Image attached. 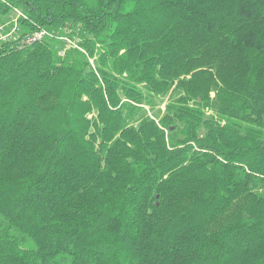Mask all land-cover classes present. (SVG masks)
I'll use <instances>...</instances> for the list:
<instances>
[{"label":"trees","instance_id":"16d2710c","mask_svg":"<svg viewBox=\"0 0 264 264\" xmlns=\"http://www.w3.org/2000/svg\"><path fill=\"white\" fill-rule=\"evenodd\" d=\"M13 7L0 264H264V0Z\"/></svg>","mask_w":264,"mask_h":264},{"label":"built area","instance_id":"2783aa9c","mask_svg":"<svg viewBox=\"0 0 264 264\" xmlns=\"http://www.w3.org/2000/svg\"><path fill=\"white\" fill-rule=\"evenodd\" d=\"M24 18H26V16L20 9L16 7L11 8L9 18L0 23V41L8 40L15 36L20 29V19ZM46 38H57L63 42V47L59 51L61 57L64 56L65 51L69 48H76L84 52V49L79 44V39L72 34L70 35L69 30H67L65 34L58 36L47 29L38 28L31 31L20 41V44H31Z\"/></svg>","mask_w":264,"mask_h":264}]
</instances>
